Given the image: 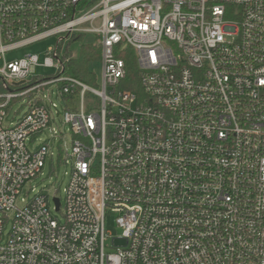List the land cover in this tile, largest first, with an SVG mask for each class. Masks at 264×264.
Here are the masks:
<instances>
[{
  "label": "built area",
  "instance_id": "2783aa9c",
  "mask_svg": "<svg viewBox=\"0 0 264 264\" xmlns=\"http://www.w3.org/2000/svg\"><path fill=\"white\" fill-rule=\"evenodd\" d=\"M84 34L94 83L67 73ZM58 122L51 200L26 187ZM0 264H264V0H0Z\"/></svg>",
  "mask_w": 264,
  "mask_h": 264
},
{
  "label": "rangeland",
  "instance_id": "374dc122",
  "mask_svg": "<svg viewBox=\"0 0 264 264\" xmlns=\"http://www.w3.org/2000/svg\"><path fill=\"white\" fill-rule=\"evenodd\" d=\"M72 40L73 41L69 43V49L74 52L76 56L80 53V49L83 44L96 42V38L92 34H84L83 36L78 37L77 39L73 38ZM56 42V38L50 37L23 49L17 50L13 54L22 56L26 53H37L39 57L43 59L45 57L46 50L50 46H54ZM99 58L100 57L90 64V70L95 75L97 81L100 80L101 77V62ZM38 72L53 73L54 69L38 68ZM25 109L26 105L22 106L21 101L16 102L13 106V110L8 115V120L12 117L14 119L17 118L25 111ZM54 129L57 132L56 136H54L53 132L48 129L36 136L35 144H48L53 156L48 158L42 174L32 180L31 183H28L26 187V191H28L30 187L34 188V190L30 192V195H34L39 191L49 192L51 200L54 194H57L61 199L63 198L64 188L69 180L71 172V166L64 164L60 158L61 155L65 154L67 149L69 153H71L72 137L70 126L69 124L58 122L57 124H54ZM53 212L59 218H62V214L60 212H56L55 210ZM106 225L108 229L113 231V234L118 233V230L115 228L116 224L114 216L107 217Z\"/></svg>",
  "mask_w": 264,
  "mask_h": 264
},
{
  "label": "trees",
  "instance_id": "16d2710c",
  "mask_svg": "<svg viewBox=\"0 0 264 264\" xmlns=\"http://www.w3.org/2000/svg\"><path fill=\"white\" fill-rule=\"evenodd\" d=\"M98 57H100V46L97 42L83 44L80 53L67 62V73L83 81L94 83L96 77L90 70V64L97 60ZM128 67L131 77L136 79V62L132 56L128 59Z\"/></svg>",
  "mask_w": 264,
  "mask_h": 264
},
{
  "label": "water",
  "instance_id": "95a60500",
  "mask_svg": "<svg viewBox=\"0 0 264 264\" xmlns=\"http://www.w3.org/2000/svg\"><path fill=\"white\" fill-rule=\"evenodd\" d=\"M55 202H56L57 207H59V205H60L59 199H55Z\"/></svg>",
  "mask_w": 264,
  "mask_h": 264
}]
</instances>
